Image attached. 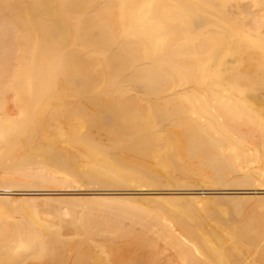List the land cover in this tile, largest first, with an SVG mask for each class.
<instances>
[{
  "label": "bare ground",
  "instance_id": "6f19581e",
  "mask_svg": "<svg viewBox=\"0 0 264 264\" xmlns=\"http://www.w3.org/2000/svg\"><path fill=\"white\" fill-rule=\"evenodd\" d=\"M0 187V264H264V0H0Z\"/></svg>",
  "mask_w": 264,
  "mask_h": 264
},
{
  "label": "rangeland",
  "instance_id": "374dc122",
  "mask_svg": "<svg viewBox=\"0 0 264 264\" xmlns=\"http://www.w3.org/2000/svg\"><path fill=\"white\" fill-rule=\"evenodd\" d=\"M9 105H10V104H9ZM10 107H11V106H10ZM61 185H62V186H61ZM69 185H70V184L67 185V184H64V183H63V184L58 185V188H57V185L54 186L55 188H53V187L42 188V189H45V190H46L45 192H47V193H51V194H50V195H49V194H48V195H39L38 197H49V198L54 197L55 200L58 201V203H60L61 205H59L57 202L55 203V205H53L54 202H52V203H47V204H49V205H51V206H55V207H56L57 205H59L58 207H59V208H62L63 206L66 207V206L68 205V202L75 201V200H76V201H78V200L81 201V200H84V197H85V199H88V197L91 198V194H93V193H95V192H105V191H101L102 188L100 189V188L97 187V189H96V186L94 187V185H93V187H92L90 184H89V185H88V184H86V185L83 184V185H85V186H81V185H80V187H79V185H78V187H76V185H75L74 187H76V188H73L72 185L69 187ZM89 186H90V187H89ZM85 187H87V188H85ZM165 187H166V186H158V187H143V189L140 187V188H137V190L134 189L133 187H131L132 190H131V189L129 190V188L127 189L126 187H114V188H116V189H114V188L112 187V188H110L109 190H111L110 193H113V192L116 190L115 192L117 193V195H116V193L114 192V194L111 195V196L122 197V198H123V197H125V198L130 197V199H132L134 202L136 201V200H134V199H136L137 197H138L139 199H140V197H143V198H141V200H139V199L137 198V201H136V202L139 201V203L142 204V206H143V205L145 204V202H143L144 200H142V199H149L150 197H154V196L156 197V196H157V191H158V190H159V191L161 190V192H162V191H165V192H168V191H169V192H171V191H173V190L176 189V188L179 189L178 187H173V188H172V187H169V189H168V186H167L166 188H165ZM135 188H136V187H135ZM201 188H203V187H201ZM201 188H200V189H201ZM0 189H2V188L0 187ZM14 189H15L16 191H15ZM22 189L24 190V188H21V190H22ZM26 189L29 190V188H26ZM30 189L32 190L33 188H30ZM34 189H35V188H34ZM47 189H48V190H47ZM79 189H81V190H79ZM112 189H113V190H112ZM139 189H140L141 191H140ZM152 189H154V190H152ZM164 189H166V190H164ZM167 189H168V190H167ZM203 189H204V188H203ZM217 189H218V188H217ZM219 189H220V188H219ZM221 189H222V187H221ZM11 190H12V191H11ZM11 190H10V191H11L12 193L9 191L10 194H12L11 197H15V198H19V197H20V198H21V197L24 196V195H18V193H20V192H19L20 188H19V189H18V188H13V189H11ZM17 190H18V191H17ZM35 190H38V189H35ZM39 190H41V188H39ZM51 190H53V191H51ZM95 190H96V191H95ZM102 190H105V189H102ZM106 190H108V189H106ZM118 190H119V191H118ZM138 190H139V191H138ZM142 190H143V191H142ZM170 190H171V191H170ZM14 191H15V192H14ZM159 191H158V192H159ZM106 192H108V191H106ZM122 192H123V193H122ZM13 193H14V194H13ZM21 193H22V191H21ZM89 193H90V194H89ZM121 193H122V194H121ZM134 193H135V194H134ZM149 193H150V194H149ZM153 193H154V194H153ZM155 193H156V195H155ZM87 194H88V195H87ZM119 194H120V195H119ZM89 195H90V196H89ZM124 195H125V196H124ZM214 195H221V194H214ZM51 196H52V197H51ZM87 196H88V197H87ZM132 196H133L134 198H132ZM135 196H136V197H135ZM139 196H140V197H139ZM145 196H146V197H145ZM66 197H67V199H64V198H66ZM68 197H69V198H68ZM71 197H72V198H76V199L72 200ZM86 197H87V198H86ZM144 197H145V198H144ZM214 197H215V196H214ZM217 197H218V196H217ZM58 198H59V199H58ZM69 199H70L71 201H70ZM150 199H151V198H150ZM61 200H62V201H61ZM63 201H65V202L63 203ZM66 201H67V202H66ZM140 201H141V202H140ZM139 203H138V204H139ZM138 204H136V203L134 204V203H133V205H135V206H137ZM41 205H42V204H41ZM45 205H46V203L43 204V206H45ZM60 206H61V207H60ZM139 206H140V205H139ZM144 206L146 207V210H147V206H146V205H144ZM144 206H143V207H144ZM148 206L151 207V204L148 205ZM58 207H56V208H58ZM137 207H138V206H137ZM145 207H144V209H145ZM149 207H148V208H149ZM141 208H142V207H141ZM151 210H152V209L150 208V210H148V211L151 213V212H153V211H151ZM148 211H146V212H148ZM60 212H62V211H60ZM47 213H48V214H45V216H43L42 218H44V219H46V218L51 219L52 222H50L51 220H48V219H46V221H47V222H50V223H52V224L57 223V222L60 221V220H64V221L66 220L65 218H63V219L61 218V217L63 216V215H61V214H58V215H55V214H54L55 216H54V215L51 216L52 214H49V212H47ZM152 214H153V213H152ZM49 216H50V217H49ZM56 216H58V218H57ZM60 216H61V217H60ZM58 219H59V220H58ZM63 232H65V233L67 232V234H66L65 237H64V240H66V241L68 242V239L71 240V241H72V239H73V241H75V242H73V243L71 242L72 246L75 245V246H73V247H76V248H77V249H76V248H73V247L71 246V248L74 249V250H73V254H74V255H75V254H78V255H79L80 252H81V254H82V252H83V254H84V253L86 252V249L88 250L89 247H90V245H91V247H92V245H93L92 242H91V244H90V243L87 241V242L90 244V245L88 244L89 247H87V242L85 243L86 240L84 241V240L81 239V240L83 241V243H85V244H82V245H84V246L86 247V248H85L84 246L81 245L82 241L80 242V240H78L79 237H78V238H77V236L74 237L72 233H69V234H68V230H67V231L65 230V231H63ZM66 236H67V238H66ZM73 237H74V238H73ZM77 240L79 241L80 244H78V241H77ZM93 242H94V241H93ZM74 243H76V244H74ZM94 243H95V242H94ZM119 243H120V242L117 241L116 243H115V242H113V243H108V245H107V243H106V244H103V245H106V246L102 247V249H104L105 251L107 250L108 252H107V251H106V252L108 253V255H109V253L111 252V251L109 252V248H108V246H111V249L113 248V250L115 251V253L111 252L110 254L113 253L112 255L107 256L106 252H104L105 255H104L103 253H95V252H94V255L97 254V255H98V256L96 255L97 257H100V258L103 257L102 260L104 259V261H102V262L105 263V261H106L105 264H109L110 260H111L110 264H111V263H113V264H118V263L120 262V259L122 260V258H120V259L118 258V256H120V254H119V250H120V248L117 250V249H115V246H116V248H117V246H120ZM95 244H96V243H95ZM95 244H94V245H95ZM98 244H101L100 241H98ZM109 244H110V245H109ZM66 245H68V243H67ZM79 245H80V248L78 247ZM94 245H93V246H94ZM69 246H70V244H69ZM81 246H82V247H81ZM91 247H90V251H91V249L93 248V247H92V248H91ZM156 247H157V246H156ZM158 247H159L160 250L157 249V251L155 250L156 252L153 251L154 249H152V251L149 249L150 252H153V254L155 253L156 256L153 255V259H155V261H157V263L159 262L158 260H161V259H162L161 261H162L163 263L160 261V262H159L160 264H170L171 261H176V258L173 257V256H174V255H173L174 253H173L172 250L169 249L166 245H165V247H164V245H162V243H159V246H158ZM158 247H157V248H158ZM163 247H164V248H163ZM67 248H68V246L66 247V249H67ZM84 248H85V251H84ZM107 248H108V249H107ZM148 248H150V247H146L147 250L144 249L145 252H144V251L142 252V250H139V251H138V250L135 249V250L137 251V252H136V251L134 250L136 254H134V251H132V252H133V253H132L131 250H130L129 252H131V253H130L131 255H133V256L135 255L136 259H138V260H141V259H142L141 261L144 262L143 258H141V257H143V255H145V254H146L145 256L148 255V258H149V257H150V258L152 257V254L149 255V254L147 253V252H149ZM162 248L164 249L163 251H161ZM167 248H168L169 250H168ZM93 249H94V248H93ZM111 249H110V250H111ZM132 249H134V248H132ZM166 249H167V250H166ZM78 250H79V251H78ZM95 250H98V248H96ZM95 250H94V251H95ZM113 250H112V251H113ZM74 251H75V253H74ZM76 251H78L79 253L76 252ZM116 251H117L118 255H117ZM164 251H165V253H164ZM121 252H122V251H120V253H121ZM129 252H128V253H129ZM150 252H149V253H150ZM65 253H67V255H68V249L66 250ZM65 253H64V256H67ZM128 253H127V254H128ZM139 253H144V254H142L141 257H140V256H139V255H140ZM157 253H161L162 256H163V258H164L165 260H164L163 258H161L162 256H160V254H159V257H160V259H159L158 256H157ZM99 254H101V256H100ZM78 255H77V256H78ZM122 255H123V254H122ZM122 255H121V256H122ZM165 255H166V256H165ZM123 256H124V255H123ZM167 256H168V257H167ZM109 257H110L111 259H110ZM135 257H134L133 260L136 261ZM137 257H140L141 259H140V258H137ZM172 257H173V259H174V258H175V259L173 260ZM63 258H65V257H63ZM146 258H147V257H146ZM66 259H67V263H66V264H68V262H71V263H72V259H70V261H68V256H67ZM151 259H152V258H151ZM166 259H167V260H166ZM171 259H172V260H171ZM107 260H108V262H107ZM117 260H118V263H117ZM63 261H65V260L63 259ZM148 261H149V260H148ZM152 261H153L154 264H157L154 260H152ZM164 261H165V262L167 261V262L165 263ZM123 262L125 263V261L123 260V261L120 262V264H121V263L124 264ZM139 262H140V261H139ZM139 262H138V263L133 262L132 264H141V262H140V263H139ZM143 262H142V263H143ZM103 263H102V264H103ZM146 263H147V259L145 260V264H146ZM149 263H150V262H149ZM153 263L151 262L150 264H153ZM62 264H63V262H62ZM143 264H144V263H143ZM174 264H175V263H174Z\"/></svg>",
  "mask_w": 264,
  "mask_h": 264
}]
</instances>
